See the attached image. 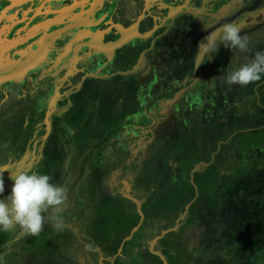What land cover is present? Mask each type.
<instances>
[{
  "label": "flooded vegetation",
  "instance_id": "1",
  "mask_svg": "<svg viewBox=\"0 0 264 264\" xmlns=\"http://www.w3.org/2000/svg\"><path fill=\"white\" fill-rule=\"evenodd\" d=\"M230 22L248 36L247 51L217 42L211 57L195 61L200 42ZM122 48L137 55L120 71ZM258 51H264V0H0V158L13 155L27 137L28 170L49 168L52 183L60 186L72 184L63 182L64 166L38 165L37 157L78 155V167L91 157L93 175L86 185L94 198L84 228L80 213L69 217L57 249L45 247L46 259L38 264H169L157 249L161 244L175 257L172 264H185L176 257L178 248L191 241L196 221L213 241L202 239L190 263L259 264L264 245L239 235L252 229L251 238L264 236V75L247 86L225 80L231 60L243 64ZM27 98L29 105L23 103ZM85 100L77 122L73 105ZM214 120L216 127H210ZM217 132L226 140H216ZM114 138L123 171L132 173L115 185L97 179V170L115 153ZM191 138V145L185 143ZM171 146L180 149L166 160L172 174L154 180ZM4 168L17 173V167ZM178 169L184 174L175 176ZM146 173L150 182H159L162 196L140 187ZM176 184L185 186L177 191ZM184 192L192 196L182 205ZM169 196L174 204L158 203ZM119 198L135 213L127 216L124 239L116 246L106 239L104 222L112 199ZM257 220L263 226L258 232ZM130 222L136 236L126 230ZM154 225L160 233L150 239L146 233ZM49 227L45 217L47 239L55 234ZM226 232L234 239L222 250ZM237 241L243 243L239 250Z\"/></svg>",
  "mask_w": 264,
  "mask_h": 264
},
{
  "label": "clouds",
  "instance_id": "2",
  "mask_svg": "<svg viewBox=\"0 0 264 264\" xmlns=\"http://www.w3.org/2000/svg\"><path fill=\"white\" fill-rule=\"evenodd\" d=\"M241 32V25L235 22L224 23L210 31L200 42L195 61L201 60L205 54L211 57V53L217 50V42L230 50L247 51L250 41ZM231 64L233 67L225 77L228 85L247 86L260 81L264 75V51L256 52L246 63L238 64L233 59ZM5 170L0 169V173ZM9 179L13 182L10 194L0 199V230L8 232L18 228L25 235H39L45 225L46 212L48 222L56 230L63 229L64 219L59 213L67 201L66 188L51 183L50 176L37 172L20 171L10 174ZM4 192V180L0 175V195ZM0 264H3L2 256Z\"/></svg>",
  "mask_w": 264,
  "mask_h": 264
},
{
  "label": "trees",
  "instance_id": "3",
  "mask_svg": "<svg viewBox=\"0 0 264 264\" xmlns=\"http://www.w3.org/2000/svg\"><path fill=\"white\" fill-rule=\"evenodd\" d=\"M29 51L33 52L35 55L37 51L33 48V45H28L26 47ZM44 51L41 50V54L35 61L40 62L43 57ZM34 56L32 57L33 62ZM105 80H102L101 83H105ZM30 99L27 98L26 101H23V103H26L29 105ZM34 106L35 104L32 103ZM115 120H121V116L118 113H115L114 115ZM135 117V115H134ZM124 119V117H122ZM122 119V120H123ZM25 134V133H24ZM27 139L29 138H21V141H18V144L16 145V150L13 151V155L9 156L8 158H0V169H6L4 168L5 165H9L10 167H17V173L20 171L25 172H34V170H28V166L31 164L30 159L27 155V147L28 143ZM100 141V140H99ZM99 141H96L98 143ZM27 142V143H26ZM35 142V140H34ZM117 142L114 138L112 148L115 149V153L109 157V160L104 161L102 165H106L107 167H104L102 169L97 170V179L102 182H106L110 180L113 185H115L117 179L121 177V175L126 174L127 176H131V172H125L122 169V165L120 164L123 157L118 155L119 150L122 148L117 145ZM22 145H21V144ZM75 153V152H74ZM81 156V155H79ZM46 160H42L41 157H37V159L40 161L38 165H41L43 163V166L48 165H63L64 169V179L63 182H72L70 185L62 184L60 186L67 189V201L62 207L61 215L64 219L65 224H69L70 222L68 220L69 217H72L73 215L80 213V221H78L81 224V228H84L85 224V216L87 212L90 210L91 201L94 198V195L92 194V191L94 189L87 188V180L88 177H91L93 174L91 173V157H84V161L81 162L82 166H76L78 155L74 156L70 154L69 156H63V157H57V156H46ZM35 160V162L37 161ZM127 159H130V155ZM34 166H38L35 164ZM58 162V163H57ZM37 163V162H36ZM74 165V166H73ZM7 170V169H6ZM3 171L0 173L2 175L4 180V187L5 192L0 195V199L10 194L11 187H12V181L9 179V173L7 171ZM48 170L45 169H38L37 173L42 175H48ZM52 183V179L50 180ZM77 182V183H76ZM86 188V189H85ZM90 192H89V190ZM89 192V193H88ZM75 193V194H74ZM93 202V201H92ZM264 204V203H263ZM264 213V212H262ZM45 217H48V215H45ZM261 217H264V214H262ZM65 227V226H64ZM71 227V226H70ZM86 228V227H85ZM46 230L43 227V230L40 232L39 235H25L20 229H14L12 231H2L0 230V256L3 257V264H38L39 262H42L45 260V247L52 246L54 249H57V243L59 240V237L61 236L62 230H56L55 228L49 227L48 231L49 234H55L52 236H47L46 233H44ZM258 240L255 241L257 246L264 245V236L257 237ZM261 239V240H260ZM57 252V250H55ZM53 255V254H52ZM51 255V256H52Z\"/></svg>",
  "mask_w": 264,
  "mask_h": 264
},
{
  "label": "rangeland",
  "instance_id": "4",
  "mask_svg": "<svg viewBox=\"0 0 264 264\" xmlns=\"http://www.w3.org/2000/svg\"><path fill=\"white\" fill-rule=\"evenodd\" d=\"M118 55H119V57H118V60H119L118 61V69L120 71H123V70L128 69L132 65V62H133V59H134V55L136 57L137 52L135 54L134 53L131 54V52L127 48H122L118 52ZM81 102L74 103V105H73L74 107L72 108V111L74 110V111L77 112V114H76V112H74L75 113V120L77 122H78V120L81 119L80 116H81V114H83V110L85 111V107L88 104L87 100H85L84 103H81ZM104 110L105 109H103V110L102 109L101 110L98 109V112H104ZM211 123H210L211 126L209 125L210 127H216V121L215 120L213 121L212 124ZM214 131H219V130L217 129V130H214ZM225 137H226V135L223 136V133L222 132L220 133V137L218 135V132L215 134V139L216 140H218L220 138H224V140H226ZM197 142H198V144H201L202 143V147H204L205 142L203 140H201V143L199 141H197ZM185 143H188V144L191 145L193 143V138L189 139V141L187 140ZM190 149H192V148L190 147ZM209 149H210V147H209ZM179 151H180L179 146H171L169 148V152L167 151V152H165L163 154L162 159H161L162 162H163V167H162L163 172H161V173L159 172L157 174V176L154 178V180H159V181H162V182L169 180L170 175L172 174L173 169H171V168H169L167 166V163H166L167 157L169 158V155H170L169 153H171V155L173 157L174 156L177 157V155L179 154ZM191 152L193 154V151H191ZM191 152L190 151H187L186 154L188 156H190ZM203 155H208V153H203ZM185 156L186 155L183 154V158H185ZM182 164L185 165V162H183ZM184 165H182V166L184 167ZM180 174H182V175L184 174L183 173V170L181 171V170L178 169L177 170V173L175 174V176H179ZM147 175H149V174L148 173L144 174L143 180L141 179L142 183H141V186L140 187L143 188L148 193H154L155 192V196L157 194H158V197L159 196H162L163 193H160V192H163V190L160 189L161 185L159 184V182L158 181H152V182H150L149 181V177ZM176 186H178L177 187V191H180L181 188H184L185 185L184 184L183 185L176 184ZM209 188H211V183L207 182L206 183L205 190H207ZM185 192H184V195L186 196V198L185 199H182V203H181L182 205L185 202H187V199H189L192 196V192L191 193H185ZM206 199L208 200V197L204 196V198L202 199L203 202ZM164 200H166V201H164ZM157 201H158V203H163V204L164 203H168L170 205V203H173L174 204L175 199H174V196H172V197L169 196V197H166V199H164L163 197H161L160 200H158V198H157ZM126 203L127 202L126 201H123L121 198H119V199H112V201H111V206H113L114 208H112L111 211L108 210V214L106 216V221L104 223L106 224V230H107L106 239L109 240L112 243V245L114 244V245L117 246L121 242V240L124 239L123 233L125 232V228H126V218H127V216L130 213L131 214L132 213L133 214L135 213L132 210L135 207H133L131 204H129V207H128ZM147 207H148V201H146L145 204H144V208H147ZM196 208H197L196 206H194V205L192 206L191 211H190L191 212V216H194L196 214ZM117 210H118V212H122V210H123V213L121 215H119L117 213ZM132 219H131L132 222L135 224L137 222V216L135 217V219L134 218H132ZM133 223L130 222L128 224V228L126 230H128L129 233H130V231L132 229V224ZM167 223L169 225L171 224L169 222H167ZM193 223H196L197 224V227H196V229L193 232V236L192 235L190 236V240L191 241H189L186 246L185 245H182L180 247V249L178 248V253L180 255L176 253L177 254L176 257L178 259L181 258V260H184L185 264H193L195 262L197 256L199 255L198 251H199V249L202 248V246L199 245L198 243H200L202 239H204V241L207 242V244H209V245L213 241L212 235L210 236V234H209L210 232L207 233V232H205L204 229H202L201 227L198 226V225H200L199 221H196V222H193ZM169 225L165 224V227L166 226H169ZM256 228H257V230H256L257 232L260 230L258 228H263L261 222L258 221V220H257V226H256ZM158 231L160 233L159 228L154 225V227H152V226L150 227V230L146 233V235L151 239V238H153L158 233ZM134 233H136V232H134ZM134 233L133 232L130 233L131 234V237H132V235ZM250 233L252 235H254V231L252 229H247L245 233L242 231V233L239 236H240V238H247L248 242H250V243L251 242L255 243L254 240H258V239H257V237H255V239L253 237L251 238V234ZM249 234H250V238L248 237ZM134 235L136 236V234H134ZM228 235H229L228 232H226V239L225 240H220V241H222V243H219V246L221 247L222 250L225 247H227L228 244H230V242L232 241V239H234V237L232 236V234H230V236H228ZM172 238L174 239V236ZM171 241H169V242H171ZM253 243H251V244H253ZM241 244H243L242 241H240L239 243L237 241L233 245H236V249L239 250L241 248V246H240ZM165 247L167 248V245H165ZM157 249H158V251H161L162 252V254L164 255L165 259H167V261L169 262V264H172L173 263L172 260L175 257H173V258L171 257V254L172 253L170 251L168 252V250L164 249L163 244H161L160 246H158ZM225 259H227V258H225ZM189 260L190 261L192 260L193 263H190ZM259 264H264V259L261 260Z\"/></svg>",
  "mask_w": 264,
  "mask_h": 264
}]
</instances>
